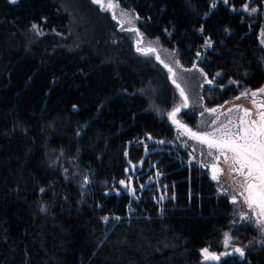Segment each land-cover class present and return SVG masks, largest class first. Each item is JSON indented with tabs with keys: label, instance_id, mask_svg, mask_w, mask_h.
Returning a JSON list of instances; mask_svg holds the SVG:
<instances>
[{
	"label": "trees",
	"instance_id": "obj_1",
	"mask_svg": "<svg viewBox=\"0 0 264 264\" xmlns=\"http://www.w3.org/2000/svg\"><path fill=\"white\" fill-rule=\"evenodd\" d=\"M116 1L185 66L207 49L222 88L207 106L264 84L252 0ZM73 6L89 27L64 1L0 0V264H264V247L203 260L222 251L232 205L176 144L168 71L101 6Z\"/></svg>",
	"mask_w": 264,
	"mask_h": 264
},
{
	"label": "rangeland",
	"instance_id": "obj_2",
	"mask_svg": "<svg viewBox=\"0 0 264 264\" xmlns=\"http://www.w3.org/2000/svg\"><path fill=\"white\" fill-rule=\"evenodd\" d=\"M58 1L65 2L68 11L74 16L77 26L84 29L89 27L90 22L86 18L89 9L73 6L84 3V0ZM103 2L107 5L109 0H103ZM111 2L115 7L106 11L110 13L118 29L130 39L139 54L159 60L168 71L175 91V103L167 112L166 117L174 128L176 144L187 155L186 163L188 166L202 169L215 183L218 195L226 197L232 205V224L230 229L223 234L222 251H209V253L220 258L234 256L243 260L247 252L264 247V222L260 221L255 209L250 210L249 205L244 202L245 189L241 185L244 183L245 177L236 171L238 165L236 168L230 167L232 153L226 152L222 155L216 148H209L207 144L190 138L183 128L178 126V123L198 134H214V137L211 138H227V134L238 133L241 127L247 126L250 122H259L260 113L264 112V107L260 106L264 104V93L259 90L264 89V84L256 90L241 89L239 94L222 104L213 107L207 106L203 92L208 88L222 89L217 85L220 76L215 75L210 79L200 65L207 49L199 51L193 64L187 67L180 60L176 49L167 47L159 38L147 37L140 30V19L133 10L123 8L116 0H111ZM243 10L250 15L262 18L259 43L264 50V0H252L243 7ZM105 26L106 22L99 19L98 23L93 25V29L96 28L95 31H99ZM209 46L210 44L206 43L205 48ZM231 84L237 86L236 83L229 82V85ZM181 91H183V96ZM252 93H256V96L253 97ZM253 100L256 101L255 104ZM176 109H179L175 116L178 123L170 119V114ZM213 109L215 111H212ZM245 110H248L251 115L246 116ZM242 118L245 121L244 125H241ZM225 155L229 157L228 163H225ZM213 166L218 171L214 172ZM214 175L215 179H213ZM233 199H235V203ZM225 234L230 238L227 246L225 245ZM236 249H240L243 255L241 256ZM203 260L205 262L214 261L205 259L204 255Z\"/></svg>",
	"mask_w": 264,
	"mask_h": 264
},
{
	"label": "snow or ice",
	"instance_id": "obj_3",
	"mask_svg": "<svg viewBox=\"0 0 264 264\" xmlns=\"http://www.w3.org/2000/svg\"><path fill=\"white\" fill-rule=\"evenodd\" d=\"M12 2L15 3L16 0H12ZM93 2L99 4L103 10L115 7L111 0H109L107 5L104 4L103 0H93ZM224 2L227 3V0H224ZM33 27L36 26L33 25ZM169 71H171V69H169ZM177 87H179V85H177ZM259 91L264 93V89H260ZM181 95L183 96V91H181ZM252 95L255 97L256 93H252ZM253 103L255 104L256 101L253 100ZM260 106L264 107V104ZM178 111L179 109H176L170 114V119H173L175 123H178L175 120L176 112ZM212 111H215V109ZM245 115H251V113L245 110ZM260 116L261 119L258 123L252 121L247 126L241 127L238 133L227 134V138H211L214 137V134H198L191 129L185 128L183 125H179V123L178 126L183 128L190 138L197 139L201 143L207 144L209 148H216L222 155L226 152L233 154L230 167L236 168V165H238L239 167L236 168V171L241 176L245 177L244 183L241 185L246 192V195L241 193V195H244V202L249 205L250 210L258 208L259 215L264 216V112H261ZM244 124L245 121L242 118L241 125ZM228 162L229 157L225 155V163ZM213 171L216 172L218 169L213 166ZM215 178L216 176L214 175L213 179ZM121 183H123V181H121ZM233 202L235 203V199H233ZM229 239L228 235L225 234L226 246ZM236 251L239 252L241 256L243 255L240 249H236ZM202 254L205 259H218L215 254L209 253L207 248L202 250Z\"/></svg>",
	"mask_w": 264,
	"mask_h": 264
},
{
	"label": "flooded vegetation",
	"instance_id": "obj_4",
	"mask_svg": "<svg viewBox=\"0 0 264 264\" xmlns=\"http://www.w3.org/2000/svg\"><path fill=\"white\" fill-rule=\"evenodd\" d=\"M256 90V89H255ZM245 171H247V170H245ZM207 175V174H206ZM209 178V177H208ZM210 180V179H209ZM213 184H214V187H215V183L212 181V180H210ZM215 191H216V194L218 195V193H217V190H216V187H215ZM245 195H246V192H245ZM218 196H222V195H218ZM222 197H224V196H222ZM224 198H226V197H224ZM227 199V198H226ZM255 209V211H256V213H257V216L259 217V219H260V221H262V222H264V216H261V215H259V209L258 208H254ZM218 257V259H216V260H214L213 262H217V261H220L221 260V258L219 257V256H217ZM211 261H209V263H210Z\"/></svg>",
	"mask_w": 264,
	"mask_h": 264
}]
</instances>
